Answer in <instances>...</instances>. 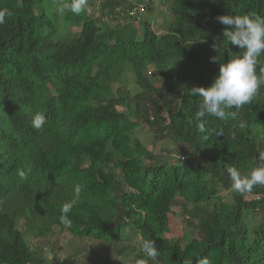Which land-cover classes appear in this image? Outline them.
<instances>
[{
    "label": "trees",
    "instance_id": "trees-1",
    "mask_svg": "<svg viewBox=\"0 0 264 264\" xmlns=\"http://www.w3.org/2000/svg\"><path fill=\"white\" fill-rule=\"evenodd\" d=\"M135 1L141 4L88 0L77 15L61 14L60 0H0V9L13 13L0 25V264H74L47 260L26 241L56 227L116 255L99 264H156L142 251L144 241H155L159 264L205 257L210 264H264V187L241 195L227 173L264 163V88L240 110H227L234 114L226 119L203 122L195 117L200 98L188 94L218 74L211 45L223 40L226 26L217 17L264 16V0H168L163 34L147 19L120 21L119 9ZM95 6L116 23L91 15ZM37 112L46 116L42 130L32 126ZM142 126L176 151L149 150L137 135ZM21 169H31L27 180ZM77 184L82 191L66 228L61 208ZM177 205L192 234L184 245L167 237ZM129 234L139 242L124 244Z\"/></svg>",
    "mask_w": 264,
    "mask_h": 264
},
{
    "label": "clouds",
    "instance_id": "clouds-1",
    "mask_svg": "<svg viewBox=\"0 0 264 264\" xmlns=\"http://www.w3.org/2000/svg\"><path fill=\"white\" fill-rule=\"evenodd\" d=\"M59 12H71L81 14L88 10V0H60ZM13 13L8 9H0V25H4L6 17ZM220 24L226 26L223 30V40L217 44L213 43L211 48L217 53L209 58L211 63H219V71L211 86L196 87L188 90L192 97L200 98V103L195 117L197 120L205 121L207 117H216L224 120L228 115L234 114L227 110H240L250 104L258 95L261 88H264V68H257L261 63L260 57L264 56V16L258 14H246L243 16L223 15L217 17ZM226 42L227 46H223ZM231 46L238 47L241 54L232 55ZM227 53V62H224V54ZM46 123V116L37 112L34 114L32 126L36 130H42ZM203 129V123L201 124ZM264 139V137H261ZM260 161L264 162V153L260 154ZM227 173L232 182V190L244 195L252 192L256 186L264 187V163L252 168L247 174H242L236 167H228ZM31 169L18 170L21 180H27ZM82 188L79 184L75 186V196L71 201L65 202L61 208L60 223L66 228L72 227L69 213L73 210L80 199ZM142 251L156 264L160 252L155 246V241H144ZM137 264H147V261L140 259ZM188 264H191L189 261ZM198 264H210L205 257L201 258Z\"/></svg>",
    "mask_w": 264,
    "mask_h": 264
},
{
    "label": "rangeland",
    "instance_id": "rangeland-1",
    "mask_svg": "<svg viewBox=\"0 0 264 264\" xmlns=\"http://www.w3.org/2000/svg\"><path fill=\"white\" fill-rule=\"evenodd\" d=\"M138 1V0H137ZM150 2L151 9H147L145 4ZM131 10L125 9V13L119 9L121 16L123 17L121 22H130L132 21L136 26L142 20H149L152 23L153 29L159 34H163L166 31V21L170 19L169 12V1L168 0H141V4L136 1L133 4ZM125 8V6H123ZM100 8L95 6L91 10L90 14L95 17H100ZM127 13L129 17H127ZM103 23H108L113 25L116 22L110 16L100 17ZM136 20V21H135ZM77 29H73V32H77ZM151 76L155 77V72L151 71ZM113 89L119 86L114 79L112 80ZM111 84V82H110ZM128 93L134 92V88L131 85L128 86ZM120 110H123L119 107ZM137 135L142 143L149 149L157 153L167 152L173 154L176 151L174 145L168 141H157L154 138V134L150 132L146 127L142 126L137 129ZM179 204L182 203V200L178 199ZM181 205L175 206L172 211L169 213L168 219V230L167 237L178 239L182 245L186 243V237L192 235L186 224L183 221ZM256 220L259 221L261 218L255 215ZM21 228H23L24 222L21 223ZM26 241L33 248L40 247L44 250V255L47 260H51L53 257H56L60 260L72 258L74 264H99L100 259L109 255L111 258H115L113 251L109 250L103 243H95L88 239H81L74 237L68 231H61L59 228H55L54 234L43 238V239H33L29 236H26ZM139 242V237L136 235H128L124 244H137ZM124 264H130L131 259L121 258Z\"/></svg>",
    "mask_w": 264,
    "mask_h": 264
}]
</instances>
